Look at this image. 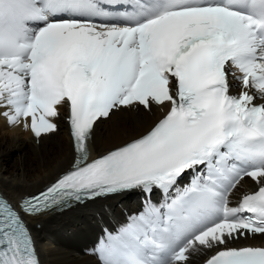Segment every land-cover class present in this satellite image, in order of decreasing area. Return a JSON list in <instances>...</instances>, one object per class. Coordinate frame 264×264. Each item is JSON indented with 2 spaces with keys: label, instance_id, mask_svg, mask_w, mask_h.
I'll list each match as a JSON object with an SVG mask.
<instances>
[{
  "label": "snow or ice",
  "instance_id": "snow-or-ice-1",
  "mask_svg": "<svg viewBox=\"0 0 264 264\" xmlns=\"http://www.w3.org/2000/svg\"><path fill=\"white\" fill-rule=\"evenodd\" d=\"M258 99L264 0H0V117L39 139L67 106L76 154L19 211L0 194V264H41L21 213L134 191L142 210L99 242L101 264H191L194 253H214L204 264H264V246H230L264 237ZM141 106L167 111L90 159L97 124ZM246 179L255 191L230 206Z\"/></svg>",
  "mask_w": 264,
  "mask_h": 264
},
{
  "label": "bare ground",
  "instance_id": "bare-ground-1",
  "mask_svg": "<svg viewBox=\"0 0 264 264\" xmlns=\"http://www.w3.org/2000/svg\"><path fill=\"white\" fill-rule=\"evenodd\" d=\"M229 81H236L229 77ZM153 106L152 111L140 107L135 110L113 111L110 118L102 119L96 126L91 144V157L123 145L143 135L166 112ZM67 106L54 118L58 130L42 135L36 140L28 130L9 126L0 117V191L17 202L31 195L60 173L66 171L73 160V148L69 135ZM255 184L246 179L234 190L230 202L252 190ZM142 199L137 191L107 196L87 201L59 213L28 218L35 239L41 264H99L93 252L100 223L116 220L118 225L127 222L128 214L137 210V201ZM264 246V237L257 236L240 240L230 246ZM208 254L194 253L191 264H198Z\"/></svg>",
  "mask_w": 264,
  "mask_h": 264
}]
</instances>
